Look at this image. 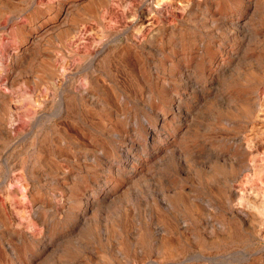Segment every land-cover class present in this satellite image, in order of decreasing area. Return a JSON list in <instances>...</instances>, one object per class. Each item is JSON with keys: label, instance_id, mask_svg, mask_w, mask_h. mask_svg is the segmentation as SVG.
Here are the masks:
<instances>
[{"label": "rangeland", "instance_id": "374dc122", "mask_svg": "<svg viewBox=\"0 0 264 264\" xmlns=\"http://www.w3.org/2000/svg\"><path fill=\"white\" fill-rule=\"evenodd\" d=\"M0 24V264H264V0Z\"/></svg>", "mask_w": 264, "mask_h": 264}, {"label": "bare ground", "instance_id": "6f19581e", "mask_svg": "<svg viewBox=\"0 0 264 264\" xmlns=\"http://www.w3.org/2000/svg\"><path fill=\"white\" fill-rule=\"evenodd\" d=\"M126 5H127V4H126ZM126 5H125V6H126ZM140 8H141V7H140ZM146 8H147V7H146ZM141 9H142V8H141ZM141 11H142V10H141ZM141 13H143V11H142ZM150 13H151V12H150ZM146 18H147V17H146ZM3 22H4V21H3ZM148 23H149V22H148ZM151 25H152V23H151ZM0 26H1V24H0ZM1 28H2V27H1ZM34 38H35V36H34ZM36 40H37V39H36ZM4 129H5V128H4ZM250 146H251V145H250ZM250 148H251V147H250ZM253 149H254V148H253ZM254 151H255V150H254ZM251 152H252V151H251ZM251 152H250V153H251ZM257 162H258V161H257ZM246 163H247V162H246ZM246 163H244V164H246ZM256 164H257V163H256ZM247 165H248V163H247ZM258 165H259V164H258ZM260 165H261V164H260ZM260 165H259V166H260ZM247 167H248V166H247ZM249 168H250V167H249ZM252 168H253V167H252ZM261 171H263V169H262ZM231 186H232V185H231ZM237 195H239V194H237ZM258 228H259V227H258ZM256 230H257V229H256ZM258 232H259V231H258ZM262 233H263V232H262ZM262 235H263V234H262Z\"/></svg>", "mask_w": 264, "mask_h": 264}]
</instances>
